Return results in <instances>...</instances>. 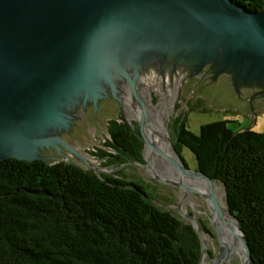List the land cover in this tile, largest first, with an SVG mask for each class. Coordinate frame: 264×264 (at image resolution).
Wrapping results in <instances>:
<instances>
[{
    "label": "water",
    "instance_id": "95a60500",
    "mask_svg": "<svg viewBox=\"0 0 264 264\" xmlns=\"http://www.w3.org/2000/svg\"><path fill=\"white\" fill-rule=\"evenodd\" d=\"M135 61L157 63L152 66L157 70L155 84L146 81L148 89L162 90H153L156 104L149 101L137 66L139 81L125 80L134 92H127L125 104L134 109L118 106L101 120L88 119L94 106L91 96L102 95L108 89L102 85L109 86L114 74L127 77ZM209 65L218 68L200 75ZM162 72L169 76L165 89L160 88ZM171 75L176 78L170 83ZM180 76H190L184 88L201 77L264 87V7L251 9L237 0H0V158H64L99 174L118 168L110 154L120 153L111 121L132 120L145 139L144 161L127 163H142L152 176L177 184L186 194L192 190L209 197L225 250L214 264H223L230 247L218 224L221 219L228 222L215 191L218 181L198 165L188 167L167 129ZM65 133L94 165L111 166L92 167L74 152L51 156L52 146L66 143ZM197 176L207 180L209 193L188 183ZM228 210L248 252L247 260L241 253V264H253L249 236ZM179 211L192 219L203 239L202 264L210 250L204 227L194 213Z\"/></svg>",
    "mask_w": 264,
    "mask_h": 264
},
{
    "label": "trees",
    "instance_id": "16d2710c",
    "mask_svg": "<svg viewBox=\"0 0 264 264\" xmlns=\"http://www.w3.org/2000/svg\"><path fill=\"white\" fill-rule=\"evenodd\" d=\"M237 1L264 7V0ZM178 119L180 143L224 185L253 264H264V130L219 119L197 133ZM110 127L116 163L144 161L141 132L117 119ZM203 249L192 222L121 169L98 174L65 159L0 158V264H200Z\"/></svg>",
    "mask_w": 264,
    "mask_h": 264
},
{
    "label": "rangeland",
    "instance_id": "374dc122",
    "mask_svg": "<svg viewBox=\"0 0 264 264\" xmlns=\"http://www.w3.org/2000/svg\"><path fill=\"white\" fill-rule=\"evenodd\" d=\"M237 86L236 80L227 78L201 77L192 80L185 88V97H182V99L181 97L178 98L167 122L170 134L174 139L176 138L178 140L177 128L178 118L180 117L181 119H186L188 128L197 133L200 132L202 124L219 119H228L229 124L235 129L253 126L264 130V93L258 95H249L247 91L241 93L237 89ZM220 88L228 90V93L224 94L219 92L218 90H221ZM180 151L188 167L194 169L198 165L196 153L185 144L181 146ZM59 159L64 158H57L56 160ZM66 160L71 161L70 159ZM116 169H121L124 173L131 174L143 180L147 184L150 193L155 195L156 202L164 208L175 211L185 221L194 224L191 218L180 213L179 208L181 207L183 212L194 213L199 217L200 221L205 220L213 231H216V227L211 219L213 215L212 206H210L209 201L202 194H199V192L190 190L189 194L184 197L185 192L183 188L175 183L157 179L151 175L145 165L139 162L127 163ZM116 169L100 170V173L111 172ZM219 184L222 186L226 199L224 185L222 183ZM191 198L198 200L201 205L196 207L192 203ZM206 235L210 247L216 253L220 252L218 237H214L208 232H206ZM209 262H213V258L210 254H207L202 264H209ZM235 264H241L239 255L235 257Z\"/></svg>",
    "mask_w": 264,
    "mask_h": 264
},
{
    "label": "flooded vegetation",
    "instance_id": "af4514ba",
    "mask_svg": "<svg viewBox=\"0 0 264 264\" xmlns=\"http://www.w3.org/2000/svg\"><path fill=\"white\" fill-rule=\"evenodd\" d=\"M157 63H153L154 67L156 66ZM153 65L151 64H146V62H142V61H138V62H134V69L133 70H129V74H127L126 76L127 77H121V76H118L116 74L113 75V77L111 78V82H108L110 83V85L108 86L106 83H104L102 86L105 85L106 88H108L105 92L102 93V95H100L98 98H95L93 95L91 96V98L89 99V101L93 102L94 103V106H93V111H89V114H87V117H89L88 119H97V120H101L103 119L102 115H106V113H110L112 112V110H114L116 107H120L122 108L123 111H125L126 109V105L129 106V108L131 110H133L134 108H132V106L128 103L125 104V98L127 100V92H130V94H133V90L130 89V87L128 85H126V82L125 80L129 81V82H133V84L137 83L139 81V78L137 76V66L141 67V74L143 75L142 77V83H143V86L145 87V90H146V93L149 97V101L150 99L152 100V102L154 104H156L154 101H153V90H155L153 87V89H148V85L147 84V80H150L151 84H155V78L157 77V70L155 69V71L153 72ZM218 67H216L215 65H209V66H206L204 71L202 72V74L200 75H204L205 71H213L214 69L216 70ZM222 73V72H219V74ZM193 75V74H192ZM191 75V76H192ZM231 75V73H230ZM162 82L161 83V87L160 88H163L165 89V83H168L169 80L167 81V78L169 76H167L166 74H163L162 72ZM190 76H188L187 78L183 79V77L181 78L180 76V79L178 81V87L179 89L176 90V91H172V92H177L178 91V95L174 98V100L178 97H185L184 94H186V90L184 88V84H185V81L189 78ZM175 76H172L171 75V80H170V83L175 80ZM229 81V80H228ZM238 86V90L242 93L243 91H247V93L249 95H258V94H263L264 93V87L263 86H259L257 84H252V83H241L239 82V84H237ZM154 86V85H152ZM221 89V88H220ZM149 90V92H147ZM167 91H169V88L166 89ZM156 93H159V92H162L161 89H158V90H155ZM219 92L221 93H224V94H227L228 93V90H218ZM172 92H169L167 93L165 96L167 98L171 97L172 95ZM83 98V97H82ZM84 100V99H83ZM192 101H194V99H192ZM84 109V107H83ZM82 109V111H83ZM85 112V109L84 111ZM83 116V115H82ZM85 116H83L81 119H84ZM129 123L131 124V126H133L134 128H137L139 130V127L137 125L136 122H133L132 120L130 121L129 120ZM140 131V130H139ZM62 137V136H61ZM63 138L65 140L66 143H58V145H55V146H52L50 149H49V153L51 156L53 157H64L66 155V153L68 152H74L75 155L85 159L87 162L90 163V165L93 167V166H96L94 165L89 159H87L88 157L83 154L81 151H79L77 148H76V144L73 143L71 141V136L68 134V133H65V135H63ZM110 154H113V153H110ZM127 163V162H126ZM115 167H120L121 165L123 164H117L116 162L112 163ZM103 167L104 169L109 166H111V164H107V165H97L96 167ZM185 192V190H184ZM189 194V193H188ZM188 194H186V192L184 193V197L187 196ZM201 194V193H199ZM181 208V207H180ZM186 213V212H185ZM212 219V217H211ZM200 223L203 225L202 223V220L200 221ZM204 227V225H203ZM205 230V228H204ZM206 232V231H205ZM216 232V233H215ZM213 231L212 229V232L210 233V235L214 236V237H218L219 239V245H220V252L216 253L214 251L213 248L210 247V250H209V253L211 255V257L213 258V262H209V264H214L215 263V260L219 257V254L221 252H225V250H222L224 248V245L221 244V241H220V236L217 232V229L216 231ZM210 245V243H209ZM231 253V252H230ZM207 256V255H206ZM230 256V254H229ZM227 257L226 258V261L223 263V264H235V258H230V257ZM206 258V257H205Z\"/></svg>",
    "mask_w": 264,
    "mask_h": 264
},
{
    "label": "bare ground",
    "instance_id": "6f19581e",
    "mask_svg": "<svg viewBox=\"0 0 264 264\" xmlns=\"http://www.w3.org/2000/svg\"><path fill=\"white\" fill-rule=\"evenodd\" d=\"M181 121L178 122V125L180 124ZM168 131H169V128L167 127ZM169 134H170V131H169ZM171 136V139L173 141L174 144H176V147L179 149V151L181 150V146L183 144H181L180 140L178 139H174V137L170 134ZM175 147V148H176ZM189 184L191 185H194V186H197L199 188H201L204 193H209L210 191V187H209V184L207 182V180L204 178V177H189ZM215 191H216V194H217V197L220 201V204L221 206L223 207V209L225 210L226 212V215H227V223L224 221V220H219V226H220V233H221V237L222 239L226 242V244L230 247V258H235L237 257L238 255L240 256L241 253L243 255V257L245 258V260H247L248 258V252H247V249L244 245V242H243V237L241 236L242 235V231L241 229L239 228V226L237 225L236 221H235V218L233 217V215L229 212L228 210V203H227V200L225 199V193L223 192L222 190V186L221 184H219L218 182L215 184ZM210 203V206H212V203H211V200L209 199V197L207 195H203ZM191 201L192 203L197 207L200 204V202L194 198H191ZM199 208V207H198ZM208 211V210H207ZM213 211V209H212ZM213 218V215L211 216ZM197 218L199 219V217L197 216ZM200 221V219H199ZM241 233V235H240ZM245 250V251H244ZM244 251V253H243ZM239 253V254H238ZM205 261V259H204ZM203 261V262H204Z\"/></svg>",
    "mask_w": 264,
    "mask_h": 264
}]
</instances>
